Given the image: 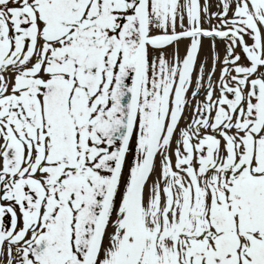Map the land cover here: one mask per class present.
<instances>
[{
	"label": "snow or ice",
	"instance_id": "1",
	"mask_svg": "<svg viewBox=\"0 0 264 264\" xmlns=\"http://www.w3.org/2000/svg\"><path fill=\"white\" fill-rule=\"evenodd\" d=\"M0 264H264V0H0Z\"/></svg>",
	"mask_w": 264,
	"mask_h": 264
}]
</instances>
